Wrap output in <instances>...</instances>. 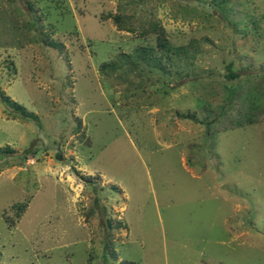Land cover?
<instances>
[{
	"label": "rangeland",
	"instance_id": "1",
	"mask_svg": "<svg viewBox=\"0 0 264 264\" xmlns=\"http://www.w3.org/2000/svg\"><path fill=\"white\" fill-rule=\"evenodd\" d=\"M0 264H264V0H0Z\"/></svg>",
	"mask_w": 264,
	"mask_h": 264
},
{
	"label": "trees",
	"instance_id": "2",
	"mask_svg": "<svg viewBox=\"0 0 264 264\" xmlns=\"http://www.w3.org/2000/svg\"><path fill=\"white\" fill-rule=\"evenodd\" d=\"M110 16H111L113 22L115 23V25L117 26L118 29H120V30L123 29L126 31H131L133 29L131 26L125 25V23L121 19L120 15L112 14ZM137 28L139 29V31H138L139 36H145V35L153 34L155 46L158 49H160L162 51V54H164L167 58H169L172 54L179 55V53L184 52L186 49L183 46H176L175 47V46L170 45V43L166 37V34H165V29L160 25V23L158 21L148 20L145 23L143 22V24L140 23V25ZM136 55H137L136 57L138 58L139 61H142V60L145 62H149L150 60L151 61H155V60L159 61V56L156 53H154L153 47L137 48ZM225 68L227 70V73L225 74L227 80H232V79L238 77V74L233 72V69H232L230 63H228ZM10 102L15 103L13 101H10ZM225 103L228 107L227 110L233 109L234 106L237 107L238 111H240V114L237 118H235V120L238 123V125H244V124H248V123L253 122L254 113L260 107V97H258L256 95H252L251 92H250L249 96H247L241 90L231 88V89H229V92L226 96ZM14 105L17 109H19V110L22 109L19 104H14ZM242 107H244V108L241 109ZM227 110L226 109L225 110L223 109V111L221 110L220 116L225 115ZM177 114H178L179 118L189 117L188 114H184V113H177ZM211 123H214V120H212ZM95 205H96V207L99 206L96 201H95ZM13 207L15 209V215L17 217H19L20 214L25 210L26 204L24 202H20L18 204H15ZM102 209H103L102 207L99 208V210L97 208V210L99 211L100 214H102V212H100V211H102ZM111 223L112 222H110L109 220L106 221V224L108 227L111 226L110 225ZM103 251H104V254H106V252H108V251L110 254V245L108 244V242H106V243L104 242Z\"/></svg>",
	"mask_w": 264,
	"mask_h": 264
}]
</instances>
